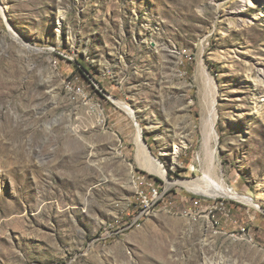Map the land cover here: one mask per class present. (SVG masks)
Masks as SVG:
<instances>
[{"label":"rangeland","instance_id":"obj_1","mask_svg":"<svg viewBox=\"0 0 264 264\" xmlns=\"http://www.w3.org/2000/svg\"><path fill=\"white\" fill-rule=\"evenodd\" d=\"M0 264H264V0H0Z\"/></svg>","mask_w":264,"mask_h":264},{"label":"bare ground","instance_id":"obj_2","mask_svg":"<svg viewBox=\"0 0 264 264\" xmlns=\"http://www.w3.org/2000/svg\"><path fill=\"white\" fill-rule=\"evenodd\" d=\"M208 103H209L208 104V108L206 109V113H205V115H204V117L202 119V122H201L202 133H203V138L205 140V142H204L205 145L208 144V142L211 139V137H213V135L215 133V125H216V118H215V114H214V111H213V108H212L213 107V103L211 101H209ZM140 134L141 133H140V130H139L138 137L135 138L136 139V148H137L136 161L145 170H147L149 172H158L157 171L158 167L155 164L154 160L152 159V156H151L149 150L147 149L145 143L141 139V135ZM179 151H180V148L176 147L175 149H173L172 151L167 153V154H169L171 156V161H172L173 164H175L176 161H177V158H178V155H179ZM159 173L162 176L166 175L165 172H159ZM180 184L185 186L188 189H190V188H192L194 186V187H197V189H201L202 191H204L201 186H199L198 184L193 183V182H181ZM155 210L156 209H148L143 214L142 218H138L136 220V224L139 221L141 222L144 219H146L149 216H151L152 213L155 212ZM213 216H215V215H213Z\"/></svg>","mask_w":264,"mask_h":264},{"label":"built area","instance_id":"obj_3","mask_svg":"<svg viewBox=\"0 0 264 264\" xmlns=\"http://www.w3.org/2000/svg\"><path fill=\"white\" fill-rule=\"evenodd\" d=\"M161 196L159 193V190L155 187L149 188L148 192H140L138 194V203L135 204L134 211L138 212L137 214V219L142 218L143 214L148 210V209H156L159 201L161 200ZM136 219V220H137ZM136 220L133 224L136 223Z\"/></svg>","mask_w":264,"mask_h":264},{"label":"trees","instance_id":"obj_4","mask_svg":"<svg viewBox=\"0 0 264 264\" xmlns=\"http://www.w3.org/2000/svg\"><path fill=\"white\" fill-rule=\"evenodd\" d=\"M77 64H78V66L79 67H77L76 69H75V75L78 77H81V78H84V79H87V77L88 76H90L89 74H90V71L87 69V67L84 65V64H82V63H79L78 61H77ZM86 74V75H85ZM87 76V77H86ZM91 77V76H90Z\"/></svg>","mask_w":264,"mask_h":264}]
</instances>
